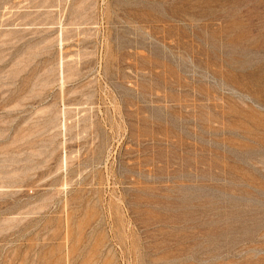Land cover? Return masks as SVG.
<instances>
[{
	"label": "rangeland",
	"instance_id": "374dc122",
	"mask_svg": "<svg viewBox=\"0 0 264 264\" xmlns=\"http://www.w3.org/2000/svg\"><path fill=\"white\" fill-rule=\"evenodd\" d=\"M0 264H264V0H0Z\"/></svg>",
	"mask_w": 264,
	"mask_h": 264
},
{
	"label": "bare ground",
	"instance_id": "6f19581e",
	"mask_svg": "<svg viewBox=\"0 0 264 264\" xmlns=\"http://www.w3.org/2000/svg\"><path fill=\"white\" fill-rule=\"evenodd\" d=\"M257 224H258V223H257ZM253 225H254V224H253ZM260 225H261V223H260ZM257 226L259 227V225H257ZM261 227H262V226H261ZM256 228H257V227H256ZM257 229H258V228H257ZM259 229H260V228H259ZM226 231H227V230H226ZM251 233H252V235L254 234V232H251ZM249 234H250V233H249ZM249 234H248V235H249ZM255 234H256V233H255ZM255 234H254V235H255ZM252 235H250V236H252ZM246 236H247V235H246ZM252 237H253V236H252ZM250 238H251V237H250ZM253 238H254V237H253Z\"/></svg>",
	"mask_w": 264,
	"mask_h": 264
}]
</instances>
